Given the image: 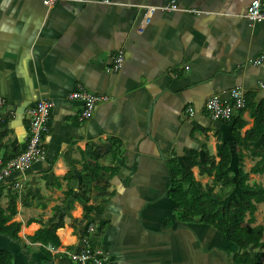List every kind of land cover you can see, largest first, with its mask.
I'll return each mask as SVG.
<instances>
[{
	"label": "crops",
	"instance_id": "0c3cea01",
	"mask_svg": "<svg viewBox=\"0 0 264 264\" xmlns=\"http://www.w3.org/2000/svg\"><path fill=\"white\" fill-rule=\"evenodd\" d=\"M170 1L0 0V157L26 149L27 110L41 98L55 102L44 158L0 180V208L13 203L10 222H21V240L0 232V250L12 252L15 264H74L67 252L83 247L86 228L104 252L102 264H236L235 254H257L213 225L182 220L171 178L188 158L218 162V144L225 146L232 183L216 182L200 165L195 179L220 208L259 194L255 219L243 224L264 226V131L246 138L253 113L264 108V22L243 16L253 0H176L199 12L156 11L139 33L141 6ZM120 51L124 65L110 72ZM80 86L110 97L86 120L84 104L67 98ZM236 87L244 108L230 121L214 119L208 98L230 102ZM86 183L94 208L87 216L79 197ZM57 224V247L30 240Z\"/></svg>",
	"mask_w": 264,
	"mask_h": 264
},
{
	"label": "trees",
	"instance_id": "16d2710c",
	"mask_svg": "<svg viewBox=\"0 0 264 264\" xmlns=\"http://www.w3.org/2000/svg\"><path fill=\"white\" fill-rule=\"evenodd\" d=\"M256 117L254 126L246 132V138L258 139L264 131V108H257L253 113ZM245 121L240 118V125L235 127L236 130L242 129ZM239 136V135H237ZM218 155L221 159L216 162L215 156H208L204 165H200L197 158L190 160L186 159V170L178 169L172 170V184L176 186L171 195L176 201V208L180 214V218L187 222H202L213 225L216 229L222 232L231 242L237 244L242 249H256V255L250 251L243 254H235L234 260L236 264H264V248L263 235L264 226L244 225L247 216L249 220L255 219L257 206L253 200L262 199L256 192L246 193L244 200L238 203L231 202L227 207L220 208L217 201L209 199L213 196V192L209 189L204 193L202 190V183L195 179L193 168L200 165L201 173L205 169L209 173H215L216 182L232 183L228 166L230 163V152L225 149V146L218 144ZM243 178V177H241ZM91 188L88 183L84 184L80 192V200L83 203L86 216L94 210L88 203L90 201ZM12 205V206H11ZM16 213V207L13 203L8 207V211L0 208V232L10 235L16 240H21L19 232L21 229V222L13 221V215ZM10 222V223H9ZM62 227V224L53 225L51 227H44L39 229L34 236L30 237L33 242H42L45 246L52 245L57 247L59 245V238L57 236V229ZM81 237H88L92 247H95V237H91L88 228L83 230ZM94 236V235H92ZM46 253V259H51V254L48 248H42ZM0 264H15L14 255L12 252L1 249L0 250Z\"/></svg>",
	"mask_w": 264,
	"mask_h": 264
},
{
	"label": "built area",
	"instance_id": "2783aa9c",
	"mask_svg": "<svg viewBox=\"0 0 264 264\" xmlns=\"http://www.w3.org/2000/svg\"><path fill=\"white\" fill-rule=\"evenodd\" d=\"M59 0H43L47 6H52ZM109 2V1H107ZM144 14L138 26V32L143 33L145 28L150 24L151 19L156 11H186L199 12L198 10L182 8L176 0L158 6L143 5ZM243 16L251 22H264V5L260 0H253L248 6ZM125 55L120 51L115 57L113 64L108 68L110 72H119L124 65ZM263 61L260 57H249L248 62L259 64ZM70 100H78L84 104L80 119L86 120L91 117L94 110L101 103L109 101L108 94H96L87 91L83 87H78L68 96ZM231 101L222 100L220 95H211L206 102L207 112L214 118L219 120L230 121L235 117L237 111L244 108L246 98L240 87L231 90ZM5 101L0 98V122L5 120L4 112ZM55 102L52 98H41L37 103L27 110L30 117V131L26 149L17 156L4 160L0 157V180L6 178L14 171H21L27 168L33 161L44 158V136L48 129L50 115L54 108ZM189 113H193V109H189ZM83 247L79 250L67 252L74 264H102L104 260V252L99 247H92L89 238L83 240Z\"/></svg>",
	"mask_w": 264,
	"mask_h": 264
},
{
	"label": "bare ground",
	"instance_id": "6f19581e",
	"mask_svg": "<svg viewBox=\"0 0 264 264\" xmlns=\"http://www.w3.org/2000/svg\"><path fill=\"white\" fill-rule=\"evenodd\" d=\"M64 234H65V233L62 234L63 237H64ZM65 235H66V234H65ZM64 238H65V237H64ZM66 239H67V238H66Z\"/></svg>",
	"mask_w": 264,
	"mask_h": 264
}]
</instances>
